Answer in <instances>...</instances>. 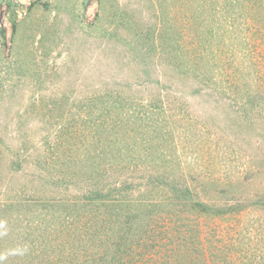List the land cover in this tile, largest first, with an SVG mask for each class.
<instances>
[{
    "label": "rangeland",
    "instance_id": "1",
    "mask_svg": "<svg viewBox=\"0 0 264 264\" xmlns=\"http://www.w3.org/2000/svg\"><path fill=\"white\" fill-rule=\"evenodd\" d=\"M0 264H264V0H0Z\"/></svg>",
    "mask_w": 264,
    "mask_h": 264
}]
</instances>
